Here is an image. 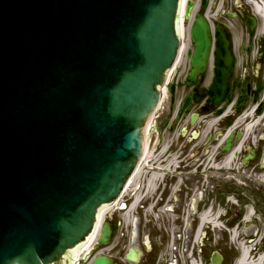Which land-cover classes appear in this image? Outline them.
<instances>
[{
	"label": "water",
	"instance_id": "1",
	"mask_svg": "<svg viewBox=\"0 0 264 264\" xmlns=\"http://www.w3.org/2000/svg\"><path fill=\"white\" fill-rule=\"evenodd\" d=\"M182 1L0 0V264H70L110 211L177 57ZM189 33L187 84L209 53L201 14ZM215 74L218 103L226 71ZM109 232L104 223L98 244Z\"/></svg>",
	"mask_w": 264,
	"mask_h": 264
},
{
	"label": "flooded vegetation",
	"instance_id": "2",
	"mask_svg": "<svg viewBox=\"0 0 264 264\" xmlns=\"http://www.w3.org/2000/svg\"><path fill=\"white\" fill-rule=\"evenodd\" d=\"M231 11L235 14L234 24H230L229 27L226 23L227 20L222 18L220 22L215 24L221 26L219 31L222 34V38L211 39V48L204 63V69L193 83L188 85L186 82L187 75L191 70L187 53L184 67L185 69L187 67V71L183 77L177 73V69L169 77L171 83L176 82L175 94L178 86L180 87L181 85V88H183L182 104L185 98L190 96L188 107L182 110L181 104L177 115V121L184 122L180 132H178L177 140L182 142V146H185V148H191L189 152L179 149L180 154H184L181 157V161L183 164L191 163V165L195 166V170H198L197 172H202L205 176L209 175L212 180L215 179L214 187L222 186L223 163L226 164L227 168H231L230 166L233 164L232 167L236 172L238 171L239 173L240 171L244 175L249 174L251 176L252 172L258 176H264V101L258 102L259 94L264 90V40H261V44L258 43V52L252 56L249 46L250 36L246 35V27L247 18L254 17L250 14V9L241 4L238 8H233ZM253 21V30H255L257 20L254 18ZM231 27L241 33V39L238 41L239 43L237 42L238 45H235L232 38ZM216 43L220 52L214 55L213 49ZM215 69L226 71L224 97L218 104L215 102L216 96H210L208 93L215 77ZM173 102L174 97H170V104ZM254 106L255 108H253ZM194 115L195 119L192 121V116ZM251 121H257L252 129ZM230 135H232V140L229 152L224 153L222 148ZM225 158H229V161L224 162ZM180 165L182 166L181 162ZM231 173L234 174V172ZM242 178L247 180L244 177ZM170 182H173V180H170ZM160 194H162V191ZM163 195L160 199L164 198ZM171 196L173 212L179 216L181 215L177 206L180 202L179 196L177 194H172ZM185 200L188 201V209L191 212L187 226V232L190 233L195 227L194 218L197 213L207 206L211 210L214 207L211 199L207 200L209 203L207 201L204 202L202 193L199 199ZM193 200H195L194 210L192 209ZM223 206L224 199H218L215 208L219 209V207L223 208ZM231 208L235 209V207ZM241 214L236 210H233L228 215L218 210L215 213L222 225L224 220L227 227L236 226L235 235L236 233L237 235L242 234L240 243L237 242L235 246L239 247L242 245L254 251L264 248L263 235L258 238L261 242L257 248L249 245L252 241L251 235L258 229L257 222L248 225L242 223V226H240ZM116 224L117 222L111 217L109 221L111 233L107 243L104 246H97L94 242L84 251L81 259L76 264H92L95 256H103L111 264H159L155 260V246L146 244L144 235H140L138 232L140 225H138V231H135L134 236L130 232L129 239L126 240L127 243H122V241H125L122 238L119 237V240H117L118 226L116 227ZM249 229L250 232H248ZM224 240L227 239L223 237L221 229H219L216 243L213 246L215 251L221 252L222 263L228 257L227 250H231V247ZM130 251H132L130 256L132 260L127 259Z\"/></svg>",
	"mask_w": 264,
	"mask_h": 264
},
{
	"label": "rangeland",
	"instance_id": "3",
	"mask_svg": "<svg viewBox=\"0 0 264 264\" xmlns=\"http://www.w3.org/2000/svg\"><path fill=\"white\" fill-rule=\"evenodd\" d=\"M191 1L199 5L197 10H195V13H198L201 9V3L203 0ZM213 1L214 0L209 1L210 3L207 12L210 21L214 24L216 22H220L221 18H219L218 14L220 10H216L218 5L215 2L213 3ZM238 4L248 7V9L250 8V3L246 2V0H238ZM230 5V0H228V4H225L224 9L229 8ZM233 8L234 7L231 6V9ZM229 21V24H234L233 20ZM190 23L191 21L186 19L183 20V42L185 44V50H183L178 64L179 67L177 68V73L182 75V77L187 71V67L186 69L184 68L186 65V50L192 49V43L189 35ZM232 38L236 45L241 39L240 31L232 28ZM261 40H264V29H262V22L259 21L256 32L251 37V43L254 42L256 44L258 41V43L261 44ZM182 93L183 89L179 88L178 94L172 104H170L169 95L167 97H163V102L157 112L155 118L156 120L149 136L148 161L144 163V169L141 173L143 175L148 174V172H155L150 166L156 168L157 163H159L161 158H164L163 152L160 153V151L163 148H168V153L165 158H168V161L166 162L169 165V169L174 174L169 177L165 176L163 181H156L148 191L147 196L144 197V199H147L146 202L141 207L137 206L132 212H130L128 218L120 213L123 210L121 207L114 208L109 211L108 215H112L113 219L117 222L116 227L118 226V230L116 236L117 240H119V237L125 240L122 241V243H127L126 240L129 239L130 236L133 218L137 217L139 219L138 223H140V229L139 231L137 229V231L140 235H144L146 244H153L155 246V260L159 264H169V261L171 260L172 262L173 259H177L179 262L178 264H210L209 259L212 254L218 253L220 255L221 253L215 251L213 246L216 243L219 229L212 227V225L207 229H203V232L205 233L204 239L201 240L203 236H200L201 238L194 242L195 227L191 233H187L186 221L187 218L189 219L191 217V212L188 209V201L185 199H198V194L200 193H202L204 202L211 199L213 201L214 208L210 212V216H213L217 210L219 212L222 211L223 214L227 213V215L233 210L242 213L244 216L247 215L248 211L251 212L252 215L248 219H250L251 222H257L258 231H254V234L251 235L252 241L249 245L257 248L261 242L258 238H260L261 235L264 236V176H258L252 172L251 176H249V174L244 175V173L240 171L239 173L238 171H233L234 174H232L231 172L234 170L232 167L233 164L230 166L231 168H227L226 164L223 163L222 170L224 171V174L221 178L222 186L218 185L217 188L213 186V184H215V179L212 180L209 175L205 176L202 172H197L198 170L196 171L195 166L191 165V163L183 164L181 157L184 154L181 155L179 149L181 148L182 151L185 150L189 152L191 148H185V146H182L183 143L177 140L178 132H180L181 127L184 125V122L177 121V115L181 106L179 104L182 99L181 97L183 96ZM258 99V102L261 100L264 101V90L260 92ZM180 162L182 166L180 165ZM176 164H179L180 167H175ZM148 167L149 169H147ZM142 175H139V180L136 178L130 185L124 200L133 199L135 194L142 190L141 180L144 177H142ZM242 177L247 180H244ZM170 180H173V182H170ZM161 191L162 194H160ZM141 194L145 195V192L143 191ZM172 194H177L180 199V202L177 205L179 211L181 212V215L179 216L174 212L173 215L166 214L167 211L170 213L173 209L170 210L168 208L167 210V208H163L162 205L160 207L157 206L162 195L164 197L163 199L169 201L168 204H170ZM220 198L224 199V206L223 208L219 207V209H216L215 205ZM129 201L130 200H128V202ZM207 203H209V201H207ZM119 206H121V204H119ZM231 207H235V209ZM157 208L159 210H157ZM204 210L206 209L202 208L199 212L203 213ZM167 215L173 218L174 221L171 218L167 219ZM138 219H136V222ZM194 220L196 223L197 218H194ZM123 221H127V223H122ZM239 223L241 224L240 226H242V223H245V220L240 219ZM223 224L226 226L224 220ZM213 228L214 230H212ZM226 228L228 230L222 229L221 233L223 237L227 239L224 241L231 247V250H227L228 257L223 263L222 257L220 256L221 262L219 264H235L236 259L240 255L238 249L240 246L237 247L235 245L237 242L240 243L242 234L240 233L237 235L236 233V235H232V227L230 226ZM248 232H250V229ZM185 245L187 249L185 248ZM262 249L259 251L251 249L252 251L249 253V257H254V253L260 254L263 251Z\"/></svg>",
	"mask_w": 264,
	"mask_h": 264
},
{
	"label": "bare ground",
	"instance_id": "4",
	"mask_svg": "<svg viewBox=\"0 0 264 264\" xmlns=\"http://www.w3.org/2000/svg\"><path fill=\"white\" fill-rule=\"evenodd\" d=\"M248 1L253 2V0H248ZM184 2H185V0L182 1V9L180 11L181 12V19H180L181 22H183V9H184L183 5H184ZM197 7L198 6H196V9H197ZM256 10H257V12H259V14L261 16H263V18H261V19L263 20L262 29H264V2H263V4L258 6L256 8ZM179 29H180L179 32L181 33L182 38L184 39V28H183V25H181V28H179ZM184 48H185V44L183 42L180 54H182ZM252 127L253 126L251 124V129H252ZM228 161H229V158H225L224 159V162H228ZM164 162H166V159L160 161V164H163ZM138 173H139V168L137 169L134 177H137ZM156 179H157V176L155 174H152V176H150L149 180L147 181L148 186L151 185L152 180H156ZM149 190H150V188H147V191H149ZM140 193L141 192L139 191V193L135 194V197H134L135 201L132 203L131 207L129 208V210L127 212V216L129 214L130 210L132 211L134 209V205H135L136 202H139V204L144 203V200H145L144 196H141V197H143V199H141ZM251 215H252V213L248 212L246 218H248ZM201 217L202 218L200 219L201 222L199 223L198 231L201 229V227H203L202 225H204V223H203L204 220H208L209 219V214L208 213H204V215H202ZM205 218H207V219H205ZM212 220H214V218H212ZM205 222H207V221H205ZM208 222H211V221H208ZM241 247H242V250H241V253H240V257H239L238 260L235 261V264H264V251L262 253H260V254H255L254 253V255H255L254 257H249L248 249L243 247L242 245H241Z\"/></svg>",
	"mask_w": 264,
	"mask_h": 264
}]
</instances>
